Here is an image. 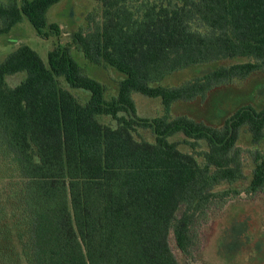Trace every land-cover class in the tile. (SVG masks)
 Returning a JSON list of instances; mask_svg holds the SVG:
<instances>
[{"label": "trees", "instance_id": "16d2710c", "mask_svg": "<svg viewBox=\"0 0 264 264\" xmlns=\"http://www.w3.org/2000/svg\"><path fill=\"white\" fill-rule=\"evenodd\" d=\"M58 1L23 0L20 8L17 0L10 7L0 0V20L7 22L0 32L22 21L24 12L40 33ZM181 1L134 9L130 0H100L101 23L78 32L76 41L90 61L124 74L110 101L63 46L50 52L48 67L29 45L0 62V168L17 182L18 207L32 212L24 260L0 255V264H181L170 232L191 254L199 213L227 195L216 185L245 178L237 141L244 126L255 143L264 138V104L238 108L221 126L169 114L174 102L204 99L216 87L264 70V0ZM197 19L203 30L193 28ZM234 57L253 61L222 65L180 85L159 84L192 65ZM18 73L26 76L11 86L7 76ZM59 76L88 91L90 101L80 103ZM136 91L160 97L165 115L137 118ZM120 111L130 118L118 117ZM100 114L112 115L118 126L100 123ZM134 124L152 128L155 141L137 140ZM178 133L194 139L192 145L207 144L204 165L170 141ZM254 154L253 178L244 189L252 194L264 192V151ZM8 214L0 202V253H16Z\"/></svg>", "mask_w": 264, "mask_h": 264}, {"label": "rangeland", "instance_id": "374dc122", "mask_svg": "<svg viewBox=\"0 0 264 264\" xmlns=\"http://www.w3.org/2000/svg\"><path fill=\"white\" fill-rule=\"evenodd\" d=\"M11 6V0H2ZM30 1V0H29ZM134 9L142 3H156L172 6L182 3L181 0H130ZM18 6L24 8L23 0H17ZM22 10V9H21ZM102 4L100 0H59L47 12V26L39 33L30 23L29 17L23 13L22 21L16 23L9 31L0 32V62L21 45H29L38 52L46 66H49L48 56L56 46L67 48L84 75L97 80L103 87L104 101H110L117 96L119 83L124 78L115 67L108 63H94L84 54L81 45L76 41V34L87 32L102 21ZM0 20V28L6 24ZM54 26L59 27V32ZM193 28L203 30L200 20L193 22ZM252 60L249 57H234L192 65L165 77L159 84L167 86L180 85L192 78L222 65ZM25 73L7 76L11 86L17 85L25 78ZM59 85L73 94L83 105L91 99L88 91L71 86L64 77H58ZM155 85V84H154ZM137 118L151 121L165 115L166 111L160 97H150L142 92H134ZM251 104L260 110L264 104V70L253 72L245 79H235L210 90L203 99L197 97L193 101H177L171 106L170 117L185 115L197 121L221 126L240 107ZM118 117L129 119V113L120 111ZM98 121L104 125L116 128L119 121L109 114H100ZM137 140L155 141L152 128L134 124L131 129ZM170 141L179 148L193 153L198 161L206 163L203 151L208 150L204 141L196 145L194 139L178 133L170 137ZM237 145L242 148L244 179L235 181L224 180L215 187L217 192H227L212 199L206 213H199V221L194 228L196 244L191 254H185L178 247L174 233L170 232L171 248L181 264H264V192L248 193L244 191L250 184L254 169L255 151H264V138L255 143L248 127L244 126L239 135ZM10 171L0 168V202L8 211L12 227L13 244L16 253H0V255H20L24 260L25 252L22 240L28 229L32 212L22 211L14 194L18 189L14 179L7 178ZM241 193H237V191ZM16 206L18 208H16ZM184 207L179 210V215ZM13 257V256H12Z\"/></svg>", "mask_w": 264, "mask_h": 264}]
</instances>
